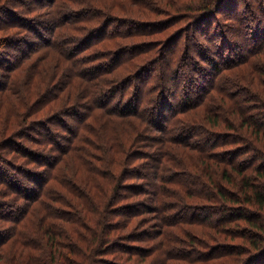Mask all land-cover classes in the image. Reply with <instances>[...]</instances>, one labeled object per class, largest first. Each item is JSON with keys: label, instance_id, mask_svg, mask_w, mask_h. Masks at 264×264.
I'll list each match as a JSON object with an SVG mask.
<instances>
[{"label": "trees", "instance_id": "trees-1", "mask_svg": "<svg viewBox=\"0 0 264 264\" xmlns=\"http://www.w3.org/2000/svg\"><path fill=\"white\" fill-rule=\"evenodd\" d=\"M22 1L0 0V264H264V0L242 42L225 0Z\"/></svg>", "mask_w": 264, "mask_h": 264}, {"label": "rangeland", "instance_id": "rangeland-1", "mask_svg": "<svg viewBox=\"0 0 264 264\" xmlns=\"http://www.w3.org/2000/svg\"><path fill=\"white\" fill-rule=\"evenodd\" d=\"M226 1H229V3H227V4H224L223 6H228V4L229 5H231V4H233L234 6H236V4L238 5L239 4V2H240V4H239V6H238V8H237V12L238 13H236V9L234 10V6L232 7V9H229V8H227V10H225L226 12H229V13H226L225 11H223L222 9H218V15L220 16V18L221 19H223V20H225V18H226V20L227 21H225V23L226 22H229V23H227L228 25V30H229V37H230V39H231V41H237V42H242V39H241V35H242V33H240V30L243 32V35L245 34V33H247L246 35H250V33H251V29L252 28H246L245 26H244V22L242 21V19L240 18V19H238L237 17H239V15H240V13H242L243 14V12H245V10H247V7H249L250 5H249V3L254 7V8H256L257 9V6H259L258 5V3H256V1H259V0H225V2ZM231 1V2H230ZM261 1V0H260ZM259 1V2H260ZM24 4H38V2H36V1H32V0H23L22 1ZM16 3V2H15ZM14 3V4H15ZM247 4H248V6H247ZM264 4V3H263ZM222 6V7H223ZM38 7H39V4H38ZM38 7H34L33 9V14L34 13H36V14H41V15H43L42 13H45L46 14V11L43 9V8H39L38 9ZM220 7H221V5H220ZM16 9H17V7H16ZM39 11H41V12H39ZM27 13L28 14H31L32 13V10H28L27 11ZM159 13H161V11L159 12ZM122 15V14H121ZM155 13H153V11L148 15V16H151V19L153 18V19H156L155 21H157V20H159L160 18H163V16H164V14H157L156 16H158L157 18L155 17ZM123 16H130V15H125V14H123ZM133 17V16H132ZM228 17L229 18H231V19H228ZM133 18H135V17H133ZM262 18H264V17H262ZM136 19V18H135ZM165 20V19H164ZM1 22V21H0ZM171 23H172V25H170V26H168V27H166L165 25H166V21L164 22H157V23H155L154 24V26H155V29H154V31H152L153 33L151 34V35H141V34H139V33H137V35H135V36H133V37H131V38H129L130 39V41H135V42H138L139 40H143V39H146V38H148V39H152V38H161V37H165L166 36V34L171 30V27H173V28H175V29H177L176 28V26H180L181 24H179V23H176V22H174L173 23V20L171 21ZM246 23V22H245ZM263 23H264V21H263ZM113 24H116V23H113ZM123 25H127V23L126 24H123ZM205 26H206V24H204ZM123 28H126V27H122L121 28V30H123ZM141 29H143V30H146L147 28H141ZM205 29V28H204ZM188 31H189V34H192V35H198L199 33L198 32H193V30H192V28H190V29H187ZM238 33V34H237ZM147 36V37H146ZM199 36V38L204 42V44H206V45H208L209 46V48H211L212 49V42H210L207 38H205V37H201V35L199 34L198 35ZM28 38V37H27ZM31 39H34V37H31ZM115 41H116V39L115 38H113ZM126 39L127 38H118L117 40H119V41H126ZM35 40V39H34ZM244 41V40H243ZM140 42V41H139ZM191 42V41H190ZM39 45H41V44H39ZM238 45H240V43H238ZM8 47V46H7ZM190 48H191V46H190ZM37 49H43V46H41V47H38ZM213 50V49H212ZM251 50V48H247V49H245L244 50V52H243V54H247L249 51ZM190 52L195 56V57H199L196 53H195V49H193V48H191V50H190ZM18 53V52H17ZM41 53V54H40ZM40 56V58L41 59H43V62H41L42 64L40 65V68H42V70H43V74H42V76H45V78L46 79H48V77H49V75L50 74H52V73H54L56 70H58V62L60 61V64L61 65H64V62L62 61V58H60V56L58 55L57 56V54L56 53H54V51H52V50H47V49H43L41 52H35L32 56ZM197 55V56H196ZM212 55H213V57L215 58V60L217 61V63L219 64V65H221L222 67H225L226 66V62H223V59L224 58H221V57H219L218 56V54L216 53V51L214 50L213 52H212ZM211 55V56H212ZM241 56H243V55H241ZM241 56H239V57H236V58H234L233 60H238L239 58H241ZM31 57V56H30ZM30 57H28L27 59H26V62L28 61V64H31V58ZM29 59H30V61H29ZM232 59H226V61H231ZM202 64H207L206 63V61L204 62L203 60H202ZM57 67V68H56ZM224 70H222V72L220 73L221 75H222V73H224L225 75H227L228 73H231L230 72V69L227 67L226 69L225 68H223ZM75 79V78H74ZM77 79V78H76ZM77 80H79V79H77ZM221 80V79H220ZM44 81V80H43ZM44 84H47V83H44ZM48 84H49V82H48ZM218 86L220 85V81L218 82V84H217ZM54 86V84L53 83H51V85L49 86V89H51L52 87ZM45 85H43V89H45ZM71 87V86H70ZM52 90V89H51ZM235 92H240V93H238L239 94V96H242V95H240V94H242V93H245L244 92V90L242 89H238V90H236ZM61 102H62V100L61 101H58V103H59V105L61 104ZM259 108H261V107H259ZM182 116V115H181ZM41 136V134H39L38 135V133H36L35 135H34V137L36 138V139H38L39 137ZM23 139V140H22ZM21 140V141H20ZM17 141H19V142H21V143H24V142H26L27 144H30V145H33V146H37V144H35V143H33V142H30V140L28 139V138H26V137H23V138H21V139H18ZM29 142V143H28ZM12 169V171H15L21 178H23L22 177V174H20V171H18V170H15V169H13V168H11ZM148 170H150L149 168H148ZM0 199L1 200H4V199H2V197L0 196ZM4 201H9V199L8 200H4ZM0 224H1V220H0Z\"/></svg>", "mask_w": 264, "mask_h": 264}]
</instances>
